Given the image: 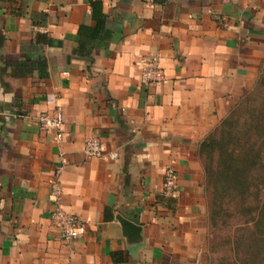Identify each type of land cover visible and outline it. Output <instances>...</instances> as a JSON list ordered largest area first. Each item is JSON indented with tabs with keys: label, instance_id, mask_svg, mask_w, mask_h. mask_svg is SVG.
I'll return each instance as SVG.
<instances>
[{
	"label": "crops",
	"instance_id": "1",
	"mask_svg": "<svg viewBox=\"0 0 264 264\" xmlns=\"http://www.w3.org/2000/svg\"><path fill=\"white\" fill-rule=\"evenodd\" d=\"M152 54L165 79L144 84ZM39 56L46 76L22 64ZM263 60L264 0H0V264H211L199 143ZM54 110L60 138L36 121ZM57 177L61 207L89 217L73 240L50 219Z\"/></svg>",
	"mask_w": 264,
	"mask_h": 264
},
{
	"label": "trees",
	"instance_id": "2",
	"mask_svg": "<svg viewBox=\"0 0 264 264\" xmlns=\"http://www.w3.org/2000/svg\"><path fill=\"white\" fill-rule=\"evenodd\" d=\"M91 6L95 35L104 30L105 15L99 1H91ZM37 39L42 41L43 34ZM22 64L47 75L44 56ZM258 83L263 93L259 103L246 110L248 122H241L234 111L228 113L198 148L210 190L211 225L241 221L229 238L235 258L226 264H264V61Z\"/></svg>",
	"mask_w": 264,
	"mask_h": 264
},
{
	"label": "built area",
	"instance_id": "3",
	"mask_svg": "<svg viewBox=\"0 0 264 264\" xmlns=\"http://www.w3.org/2000/svg\"><path fill=\"white\" fill-rule=\"evenodd\" d=\"M140 82L144 84L160 83L165 79L163 69L157 55H147L143 57L141 63ZM36 121L41 130H57V138L61 137L60 127L63 122L62 113L54 110L52 114L41 111L36 116ZM83 151L93 157H103V151L98 136L87 137L84 141ZM117 153L112 151L107 154L109 159H114ZM63 165H59L57 170L60 172ZM177 185V173L172 166L165 168L163 175V195L170 197ZM61 187L58 177L53 181L50 190V198L55 203V208L51 212L50 219L59 231L64 240H73L81 237L85 231L89 217L80 218L76 214L65 211L60 205Z\"/></svg>",
	"mask_w": 264,
	"mask_h": 264
},
{
	"label": "rangeland",
	"instance_id": "4",
	"mask_svg": "<svg viewBox=\"0 0 264 264\" xmlns=\"http://www.w3.org/2000/svg\"><path fill=\"white\" fill-rule=\"evenodd\" d=\"M261 71L262 65L253 84L250 87L244 89L243 93L237 97L235 104L229 111V113L234 111L236 118H240L241 122H248V113L246 110L250 109V107L253 105L255 106L260 101V94L263 93V88L260 87L258 83ZM207 190L209 195V187H207ZM230 223L231 224L229 226H225L220 223H218L216 226H212L211 264H226L228 260L235 258L232 251V246L230 247L231 239L229 238L233 237L235 227L241 225V221L232 220ZM228 239L230 240L229 243L225 244Z\"/></svg>",
	"mask_w": 264,
	"mask_h": 264
}]
</instances>
